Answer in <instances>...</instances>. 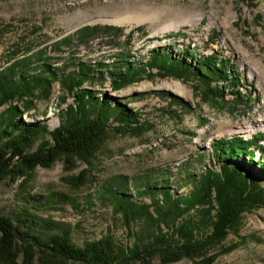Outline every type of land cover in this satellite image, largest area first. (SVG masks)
<instances>
[{
	"label": "rangeland",
	"instance_id": "obj_1",
	"mask_svg": "<svg viewBox=\"0 0 264 264\" xmlns=\"http://www.w3.org/2000/svg\"><path fill=\"white\" fill-rule=\"evenodd\" d=\"M94 26L101 30L92 37L79 35L81 29ZM106 26L123 32L107 31ZM65 38L71 42L63 44ZM184 49L192 55L218 52L229 59L242 77L241 92L250 96V103L236 106L230 92L223 100L204 99L194 82L175 78L144 77L117 92L108 80L98 82L93 86L98 97L104 94L110 101L127 102L140 114L139 121L151 128L140 135L111 130L95 143L92 154L61 155L49 168L10 175L0 184V213L44 242L70 229L79 246L107 235L122 246H130L134 234L144 231L145 224L126 226L120 215L112 213L109 199L100 197L107 182L126 177L129 193L135 195L143 182L132 178L147 174L158 184L171 186L177 197L184 196L194 185L189 175L219 168L211 156L214 142L235 135L246 139L264 135V130H245L256 119H264V0H0V70L11 66L16 54H20L19 59L31 56L36 64L38 53L44 52L60 79L77 73L81 63L111 66L123 50L132 55L129 59L137 66L157 50L181 58ZM84 88L92 87L86 83ZM168 94L182 102L171 100ZM73 101L60 81H54L49 97L34 100L29 110L22 102L13 104L23 111V122L47 124L53 132L61 125V112ZM42 139L53 143L49 134ZM261 144L264 146V139ZM261 155L257 151L256 162L262 160ZM245 168L264 187V172L257 164ZM47 196H53L50 206L45 203ZM138 200L150 203L149 197ZM192 214L197 217L199 212ZM233 244L237 249L218 254L211 264H264V209L245 214L239 232L230 233L219 247L210 249L206 259ZM35 250L32 264H43L45 258L38 248ZM203 262L194 258L170 264ZM0 264L10 263L0 254ZM17 264H25L24 253ZM150 264L163 262L154 256Z\"/></svg>",
	"mask_w": 264,
	"mask_h": 264
},
{
	"label": "trees",
	"instance_id": "obj_2",
	"mask_svg": "<svg viewBox=\"0 0 264 264\" xmlns=\"http://www.w3.org/2000/svg\"><path fill=\"white\" fill-rule=\"evenodd\" d=\"M105 29L123 32L117 27L106 26ZM99 30V26L85 27L79 35L89 38ZM70 42V38L63 40V44ZM126 42L131 44L129 36ZM184 51L180 58L157 50L145 63L134 66L129 59L132 55L123 50L113 58L111 66L102 62L95 66L81 63L77 73L60 79L44 52L38 53L36 64L31 56L19 59L20 54L14 55L11 66L0 70V109L6 106L0 111V184L14 173L24 175L37 167L49 168L61 155L92 154L95 143L111 130L116 134L140 135L151 128L139 121L140 114L129 108L127 102L110 101L104 94L98 97L93 89L98 82L104 84L108 80L112 90L117 92L139 83L144 77L150 80L157 76L175 78L194 82L204 99L223 100L225 93L230 92L235 96L236 106L245 107L250 103V96L241 92L242 77L229 59L218 52L205 56ZM54 81H60L74 98L68 109L61 112L60 127L50 132L47 124L23 122V111L13 101L22 102L27 111L33 107L34 100L49 97ZM86 83L92 88H84ZM47 134L53 143L42 139ZM39 139L42 140L35 148ZM263 139V134L250 139L235 135L214 142L211 156L219 163V168H206L200 175H189L194 185L184 196L177 197L171 186L158 184L147 174L132 178L143 182L135 195L129 193L126 177H114L107 182L100 197L109 199L112 213L120 215L126 226L136 222L145 224L144 231L134 234L130 246H122L110 235L79 246L70 229L44 242L30 231H22L0 213V254L10 264H17L21 253H24L25 264H32L37 255L35 248L45 258L41 260L43 264H150L154 256L163 264L194 258L211 264L218 254H229L238 245L221 248L215 257L206 259L209 250L219 247L230 233H238L245 214L264 209V187L260 179L245 168L256 163L257 169L264 172ZM257 151L262 153V160L256 162ZM146 197L150 198V203L138 200ZM52 198L46 197L48 206ZM194 211L199 212L197 217L192 214Z\"/></svg>",
	"mask_w": 264,
	"mask_h": 264
},
{
	"label": "bare ground",
	"instance_id": "obj_3",
	"mask_svg": "<svg viewBox=\"0 0 264 264\" xmlns=\"http://www.w3.org/2000/svg\"><path fill=\"white\" fill-rule=\"evenodd\" d=\"M111 22H121V20H112ZM178 26L179 25H172V27H178ZM245 130L251 133H254L259 130H264V119H260V118L256 119L254 125L245 127Z\"/></svg>",
	"mask_w": 264,
	"mask_h": 264
}]
</instances>
